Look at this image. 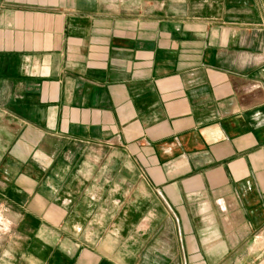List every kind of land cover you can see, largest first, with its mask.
<instances>
[{"label":"crops","instance_id":"crops-1","mask_svg":"<svg viewBox=\"0 0 264 264\" xmlns=\"http://www.w3.org/2000/svg\"><path fill=\"white\" fill-rule=\"evenodd\" d=\"M0 264H264V0H0Z\"/></svg>","mask_w":264,"mask_h":264},{"label":"rangeland","instance_id":"rangeland-1","mask_svg":"<svg viewBox=\"0 0 264 264\" xmlns=\"http://www.w3.org/2000/svg\"><path fill=\"white\" fill-rule=\"evenodd\" d=\"M11 227L12 226L9 222L6 212L0 208V237L8 235L10 233Z\"/></svg>","mask_w":264,"mask_h":264}]
</instances>
